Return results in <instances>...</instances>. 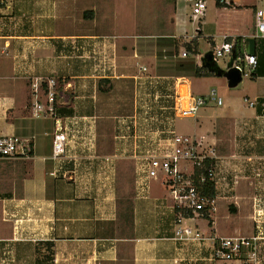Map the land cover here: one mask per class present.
<instances>
[{
	"label": "crops",
	"instance_id": "obj_1",
	"mask_svg": "<svg viewBox=\"0 0 264 264\" xmlns=\"http://www.w3.org/2000/svg\"><path fill=\"white\" fill-rule=\"evenodd\" d=\"M121 1L0 4V133L31 146L29 158L0 160V264H229L213 258L212 238L259 230L264 264V39L256 40V71L236 88L217 74L225 70L214 71L212 90L223 104L203 108L194 136L215 150L216 212L184 221L202 240L179 239L172 199L158 186L137 188L136 163L116 139L118 119L134 112V95L120 106L104 98L118 84L128 87L142 65L161 78L163 91L183 95L185 86L184 95L193 93L188 79L157 75L159 47L146 55L155 36L143 35L132 13L123 15ZM228 2L234 17L220 18L219 31L209 33L212 48L225 37L252 38L264 7V0ZM166 33L158 39L177 44L184 37ZM49 77L60 80L58 119L68 133L61 161L53 159L55 119L31 113V85Z\"/></svg>",
	"mask_w": 264,
	"mask_h": 264
},
{
	"label": "built area",
	"instance_id": "obj_2",
	"mask_svg": "<svg viewBox=\"0 0 264 264\" xmlns=\"http://www.w3.org/2000/svg\"><path fill=\"white\" fill-rule=\"evenodd\" d=\"M191 1L194 22L204 14L207 4L205 0ZM0 4L11 6L12 0H0ZM220 4L229 6L231 3L220 0ZM252 38L264 39V7L258 8L255 13ZM247 44L245 38L240 42L225 37L222 44L211 51L212 63L230 57V68L238 69L243 78L252 76L258 67V60L244 49ZM189 55L188 50H182L180 54L182 58ZM133 80L135 109L131 115L118 119L116 139L136 163L137 188L143 191L153 186L160 187L174 203L176 236L179 239L202 240L200 232L192 227L184 228L183 223L187 219L205 218L216 212L215 197L203 195L206 186L209 183L215 185L217 181L216 154L213 148L205 149L195 136L179 133L175 121L196 118L208 101L221 106L223 99L217 90L205 96L180 95L175 88L163 91L161 78L149 72L144 65L140 66ZM59 86L60 81L56 77L36 79L31 85L32 116L51 118L56 122L53 135V159L56 161L64 158L68 141V133L58 119ZM30 150L29 141L0 133V160L29 158ZM262 238L260 230L252 237H213V258L229 264H260Z\"/></svg>",
	"mask_w": 264,
	"mask_h": 264
},
{
	"label": "rangeland",
	"instance_id": "obj_3",
	"mask_svg": "<svg viewBox=\"0 0 264 264\" xmlns=\"http://www.w3.org/2000/svg\"><path fill=\"white\" fill-rule=\"evenodd\" d=\"M230 1V0H228ZM239 1V0H238ZM125 2V3H124ZM132 2V4L130 3ZM207 4V9L204 14L199 18L198 21L193 22V10L191 0H122L121 1V11L123 15L130 19L135 17L136 21L140 25V32L143 35H154L155 37L149 39L152 45L151 50L146 52L155 53V48L159 47V65L156 68L157 75H172L175 77H184L190 81V87L193 95L208 94L212 89H215L213 80H217V75H211L208 77H198L196 75L197 63L203 62L207 54L211 53L213 50L212 42L209 33H213L215 29L219 31V19L226 23L227 20H232L234 15L225 10L224 6L217 4V0H205ZM135 5V12L130 9V5ZM222 8V9H220ZM228 8V7H227ZM224 26V24H221ZM182 26V28H181ZM184 36L178 39L175 43L173 40L165 38H159L161 34L167 35ZM186 36V37H185ZM148 40V39H147ZM192 42L193 45H197L199 55L191 54L188 58H178L175 54L182 50H188L190 46L189 43ZM220 43L222 41H219ZM163 44H170L168 48L163 47ZM156 47H155V46ZM166 49V51L163 50ZM182 49V50H181ZM158 50V48H157ZM142 56L144 53L141 54ZM173 56L177 58L174 59ZM166 57V58H165ZM219 66L221 69L227 71L231 66V58H220L215 66ZM202 67V66H201ZM133 79V78H132ZM247 80H249L247 78ZM60 81V80H59ZM243 83L240 85L242 86ZM120 88H118V87ZM116 86V91L110 95L109 98H104L107 104L112 102V105H122V100L126 96L135 97V85L134 80L130 82L126 87L125 84H118ZM240 86L238 88H240ZM132 88L131 91L128 88ZM218 88V87H217ZM127 89V90H126ZM219 89V88H218ZM220 92V90H219ZM220 95L223 97L222 93ZM216 106V103L209 102L206 107ZM203 109L198 113V117L202 114ZM110 116V115H109ZM49 120H52L51 118ZM110 122H114L111 121ZM48 124H52L53 121H47ZM118 124V122H117ZM176 129L181 134H188L194 136L199 130L197 118H179L175 121ZM261 264V261H260Z\"/></svg>",
	"mask_w": 264,
	"mask_h": 264
},
{
	"label": "water",
	"instance_id": "obj_4",
	"mask_svg": "<svg viewBox=\"0 0 264 264\" xmlns=\"http://www.w3.org/2000/svg\"><path fill=\"white\" fill-rule=\"evenodd\" d=\"M248 43H249V53L251 55H255L256 53V40L254 38H248ZM204 64L213 70L211 66L213 65L212 63V54L209 53L205 56L204 58ZM217 74L219 76H224L228 80V86L229 88H236L243 80L241 72L236 69V68H230L227 71H217Z\"/></svg>",
	"mask_w": 264,
	"mask_h": 264
},
{
	"label": "trees",
	"instance_id": "obj_5",
	"mask_svg": "<svg viewBox=\"0 0 264 264\" xmlns=\"http://www.w3.org/2000/svg\"><path fill=\"white\" fill-rule=\"evenodd\" d=\"M217 4L220 5V6H224V7H229V6L232 5V4H230L229 6L222 5V4H220V0H217ZM85 17H86V14H85ZM196 48H197V45H190L188 47L189 52L192 51L193 54L198 55V53L196 52L197 51ZM211 68L213 70H211L210 68H208L204 64L201 68H197L198 71H197L196 75L198 77H208V76H211V75H215L214 74V71L215 70L216 71L218 70L217 66L212 65ZM203 195L206 196V197H208V198H213L215 196V185H214V183H209L206 186L205 190L203 191Z\"/></svg>",
	"mask_w": 264,
	"mask_h": 264
},
{
	"label": "bare ground",
	"instance_id": "obj_6",
	"mask_svg": "<svg viewBox=\"0 0 264 264\" xmlns=\"http://www.w3.org/2000/svg\"><path fill=\"white\" fill-rule=\"evenodd\" d=\"M182 94L184 95L185 94V92H186V87L185 86H182Z\"/></svg>",
	"mask_w": 264,
	"mask_h": 264
}]
</instances>
